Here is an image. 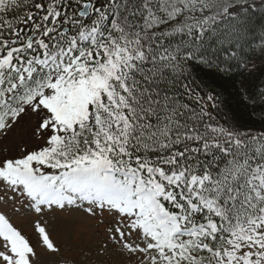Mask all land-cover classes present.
<instances>
[{
    "label": "snow or ice",
    "instance_id": "1",
    "mask_svg": "<svg viewBox=\"0 0 264 264\" xmlns=\"http://www.w3.org/2000/svg\"><path fill=\"white\" fill-rule=\"evenodd\" d=\"M257 61L264 0H0V264H264Z\"/></svg>",
    "mask_w": 264,
    "mask_h": 264
},
{
    "label": "trees",
    "instance_id": "2",
    "mask_svg": "<svg viewBox=\"0 0 264 264\" xmlns=\"http://www.w3.org/2000/svg\"><path fill=\"white\" fill-rule=\"evenodd\" d=\"M257 68H264V64H260L257 61ZM264 80V75H261L259 71L256 73V79L252 86V91H257L256 85H259L260 81ZM226 86H218V91L223 94V98L226 103L222 104L220 109L214 114L217 119L225 124L239 123L249 128L259 127V119L262 115L259 111L260 105H264V97L259 96L258 92L253 101H250L248 106L239 102V98L236 96L234 89L224 91ZM255 106V107H254Z\"/></svg>",
    "mask_w": 264,
    "mask_h": 264
},
{
    "label": "rangeland",
    "instance_id": "3",
    "mask_svg": "<svg viewBox=\"0 0 264 264\" xmlns=\"http://www.w3.org/2000/svg\"><path fill=\"white\" fill-rule=\"evenodd\" d=\"M69 228L73 232V243L76 245H81L84 248V251L86 252V245L89 242V234L91 232V229L87 225L81 223H70ZM59 239H61L62 241L64 239L62 229L60 232ZM79 258L84 259L85 255L81 254L79 255Z\"/></svg>",
    "mask_w": 264,
    "mask_h": 264
}]
</instances>
